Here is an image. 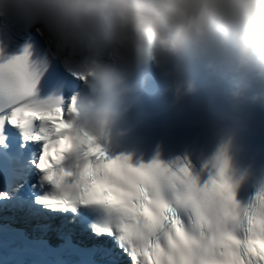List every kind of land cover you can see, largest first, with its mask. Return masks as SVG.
I'll return each mask as SVG.
<instances>
[{
	"label": "snow or ice",
	"instance_id": "1",
	"mask_svg": "<svg viewBox=\"0 0 264 264\" xmlns=\"http://www.w3.org/2000/svg\"><path fill=\"white\" fill-rule=\"evenodd\" d=\"M48 71L49 60L32 59L27 45L0 59V204L45 219L68 215L109 241L87 250L99 261L80 264H264V190L241 205L223 152L203 182L186 163L110 157L68 119L62 81L48 84ZM74 137L87 153L69 166Z\"/></svg>",
	"mask_w": 264,
	"mask_h": 264
},
{
	"label": "clouds",
	"instance_id": "2",
	"mask_svg": "<svg viewBox=\"0 0 264 264\" xmlns=\"http://www.w3.org/2000/svg\"><path fill=\"white\" fill-rule=\"evenodd\" d=\"M10 12L61 45L58 58L84 86L65 100L66 115L98 140L134 102L150 66L175 101L196 90L193 65L222 81L232 101L264 99V0H0V15ZM86 153L74 137L64 162Z\"/></svg>",
	"mask_w": 264,
	"mask_h": 264
}]
</instances>
